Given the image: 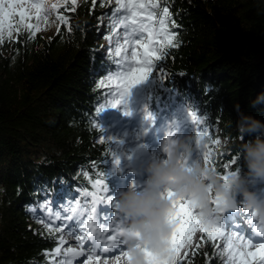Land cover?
Listing matches in <instances>:
<instances>
[{
  "label": "trees",
  "instance_id": "1",
  "mask_svg": "<svg viewBox=\"0 0 264 264\" xmlns=\"http://www.w3.org/2000/svg\"><path fill=\"white\" fill-rule=\"evenodd\" d=\"M154 2L157 18L169 8L179 47L154 62L158 80L146 110L177 124L189 117L197 130L207 129L211 167L227 174L235 162L231 170L246 173L236 144L254 137H237V105L264 122V102L252 106L264 94V0ZM117 7L112 0H69L59 6L65 19H57L54 34L29 38L23 28L0 44V264H56L49 255L63 244L49 222L53 204L87 200L90 207L87 193L96 192L97 179L108 187L105 196L114 193L117 157L102 112L112 97L109 76L118 72L109 42L123 14ZM214 139L224 146L214 148ZM252 188L264 197V182ZM239 198V214L253 221ZM221 255L206 243L187 259L221 264Z\"/></svg>",
  "mask_w": 264,
  "mask_h": 264
},
{
  "label": "snow or ice",
  "instance_id": "2",
  "mask_svg": "<svg viewBox=\"0 0 264 264\" xmlns=\"http://www.w3.org/2000/svg\"><path fill=\"white\" fill-rule=\"evenodd\" d=\"M118 7L114 12L124 10L113 31L123 27V36L117 35L115 55L119 58L117 67L120 69L116 73L115 88L119 92L118 98L112 104L116 107L120 104H126V97L129 91L137 84L145 81L153 68L154 61L162 60L169 55L167 49L179 47L177 33L170 30L178 27L175 20L171 19V13L168 7H163L160 16L157 18L156 9L158 4L154 0H116ZM75 5L76 0H71ZM53 5V8H56ZM33 12L35 16H33ZM44 13L42 17L41 14ZM47 19V8L44 0H33L25 6L24 0H0V44L5 39L11 41L13 32L19 35L21 28L29 30V38H33L36 32H39V21ZM64 21V17H59ZM35 20L36 23L30 21ZM123 39V44L120 40ZM110 44L112 40L110 38ZM113 77L109 76V83ZM104 86V81H101ZM193 121L202 123L200 118L192 113ZM207 134V129L199 132L197 143L203 152V162L211 165L210 151L206 150L207 145L202 146V138ZM213 145L219 146L221 141L214 139ZM170 146L165 149L169 153ZM119 163V161H117ZM230 170L224 174L227 175L235 167V162L227 165ZM102 181L97 179L93 182V188H98ZM135 187V185H133ZM103 191L108 192L107 186ZM171 198L173 193L168 192ZM87 196L91 198V206L86 201L83 207L77 201V206L70 208L64 216V227H68L69 233L75 235V240L84 248L87 241L88 254L84 264H101L102 256L109 252H118L115 256L117 264H130L131 257L127 252V236L130 230L127 227L126 218L119 211V205L116 199L109 194L106 197V203L112 205L117 211L108 213L104 216L105 223L96 224V203L103 197L97 192H89ZM194 203L192 201H182L175 205L174 218L176 228L172 238V247L176 256V264H188V251L193 246L194 234L200 232V243L196 244V250L199 251L201 245L211 243L213 247H221L219 241L225 242L224 252L221 253L226 258V264H264V242L253 243L251 240L232 233L225 235L217 223L211 225H202L195 216ZM73 214H75V219ZM256 220L255 232L264 236V223L256 219V213L251 212ZM83 217V218H82ZM59 218V213H57ZM68 222H71L69 224ZM107 225V226H105ZM56 231H63V228H57ZM95 233V235H94ZM106 234V235H105ZM103 237V240L101 239ZM60 243L63 244V236L60 237ZM146 256L152 264H157L154 254L150 249H145ZM61 247H56L52 255H60ZM84 251H77L68 247L64 253V264H71L73 257H84ZM103 264H108L107 260Z\"/></svg>",
  "mask_w": 264,
  "mask_h": 264
},
{
  "label": "clouds",
  "instance_id": "3",
  "mask_svg": "<svg viewBox=\"0 0 264 264\" xmlns=\"http://www.w3.org/2000/svg\"><path fill=\"white\" fill-rule=\"evenodd\" d=\"M264 102V94L252 101L255 107ZM237 137L254 139L236 144L247 172L232 170L227 179L202 160L192 159V137H180L170 143L166 159L154 157L143 171L146 175L141 190L129 187L115 198L119 211L126 218L130 233L127 252L130 264H152L145 254L150 249L157 264H176L172 238L176 228L175 205L182 201L194 203V214L202 225H211L220 218L219 212L235 209L238 198L256 219L264 223V197L252 185L264 182V122L239 111ZM229 126H232L231 124ZM173 193L168 197V192ZM27 207V206H25Z\"/></svg>",
  "mask_w": 264,
  "mask_h": 264
},
{
  "label": "rangeland",
  "instance_id": "4",
  "mask_svg": "<svg viewBox=\"0 0 264 264\" xmlns=\"http://www.w3.org/2000/svg\"><path fill=\"white\" fill-rule=\"evenodd\" d=\"M67 1L69 0H44L47 8V19L41 18L39 21L41 29L39 32L43 33L45 36H50L55 33L57 28L55 23H57V19L62 16L58 11L59 6L67 3ZM112 1L116 2V0ZM31 2H33V0H24L25 6ZM53 5H56L57 7L53 8ZM122 11L124 12V10ZM33 16H35L34 12ZM41 16L43 17L44 13H42ZM30 22L36 23L35 20ZM21 29H23V27ZM123 32V27L117 28L112 39V43L114 44L112 46V54L113 57L116 58V64L119 59L115 55L116 37L117 35L122 37ZM120 44H123V39L120 40ZM119 70L120 69L118 68V71ZM156 71L157 70L153 68L149 77L145 81L135 85L129 91L126 97V104H120L116 107H112V104L119 96V92L115 88L116 74L112 76L113 80L109 83L110 88L112 87V97L108 99V103L102 112V121L104 122L107 131L104 134V137L108 142L109 150L113 152L114 158L117 157L115 163L116 169L113 171L115 175H113L112 172L110 174V180H113L111 186L114 188V193L110 196L114 198L117 197L120 191L127 190L129 187H133V185H135L138 190H141L146 179L143 169L148 161L154 157L166 159L168 152H166L165 149L177 138L192 137V159L203 160V152L196 139L201 131L196 129V125L191 124L189 117L184 118L186 114H183L184 120H182L180 124H177L174 117H171L169 121H164L160 120L159 115L157 117L153 113L154 111L148 112L146 110V101L150 102L152 100L149 96V92L157 84L158 74ZM205 137L202 138V146L206 145L203 142ZM219 140L221 141V144L219 146L215 145L214 148L224 146V141L221 139ZM117 161H119V163H117ZM95 190L103 197L97 201L95 205L101 207L100 211L95 213L96 224L99 225L105 223L103 219L104 216L108 213H115L117 210L114 209L112 205L106 203L107 196L104 195L101 185ZM86 201L87 200H85L83 204H80V206L83 207ZM49 203L52 204L51 201H49ZM239 204L240 198H238L237 207L235 209L221 210L219 212V220H221V222L217 225L222 229L226 236L232 233H238L246 239L251 240L253 243L264 242V236H260L255 232L256 220L253 216V221H251L249 220V217L241 216V214H239ZM53 206L54 212L49 219V222L55 227V229L63 228V231L60 232L59 236H63L64 243L61 246V254L49 255V261L55 262L56 264H64V253L68 247H72L77 251H84L85 256L73 257L71 259V264H84L85 258L88 254V242L86 241L84 248H81L80 243L75 240V235L69 233L68 227H64L65 214L69 212L70 208L76 207L77 203L73 200H67L55 203ZM103 206L106 207L102 208ZM57 213H59V218H57ZM73 216L75 219V214H73ZM231 222L237 223H232L235 224L232 226ZM68 223L71 224V222ZM230 226L232 227L230 228ZM240 226L243 227V229H241ZM201 235L200 232L194 234L193 246L188 250L190 255L195 251V245L200 243ZM101 239L103 240V237H101ZM218 244L221 245V247L218 248L220 255L224 252L225 242L222 240V242H219ZM118 254V252L104 254L101 259V264H103L104 260H107L108 264H117L115 256ZM221 261V264H226V258L224 255H221Z\"/></svg>",
  "mask_w": 264,
  "mask_h": 264
},
{
  "label": "bare ground",
  "instance_id": "5",
  "mask_svg": "<svg viewBox=\"0 0 264 264\" xmlns=\"http://www.w3.org/2000/svg\"><path fill=\"white\" fill-rule=\"evenodd\" d=\"M150 112V111H149Z\"/></svg>",
  "mask_w": 264,
  "mask_h": 264
}]
</instances>
